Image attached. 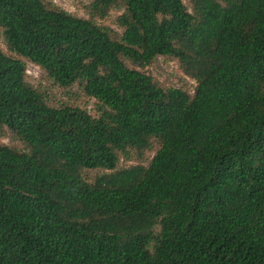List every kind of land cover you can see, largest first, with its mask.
<instances>
[{
	"label": "trees",
	"instance_id": "obj_1",
	"mask_svg": "<svg viewBox=\"0 0 264 264\" xmlns=\"http://www.w3.org/2000/svg\"><path fill=\"white\" fill-rule=\"evenodd\" d=\"M86 8L0 0V136L26 148L0 143V264H264V0ZM115 8L121 34L95 23ZM159 57L193 93L146 73ZM26 60L97 115L51 106Z\"/></svg>",
	"mask_w": 264,
	"mask_h": 264
},
{
	"label": "rangeland",
	"instance_id": "obj_2",
	"mask_svg": "<svg viewBox=\"0 0 264 264\" xmlns=\"http://www.w3.org/2000/svg\"><path fill=\"white\" fill-rule=\"evenodd\" d=\"M93 0H49V2L59 9L65 10L69 14L83 18L90 19V15L87 11V6ZM124 12V9H113L106 19H96L95 23L100 26L109 27L121 34L122 30L118 26V17ZM0 48L7 54H11L4 42L2 34H0ZM27 66V81L30 85L40 89L46 93L48 103L53 107L61 106H79L86 109L91 115H97L95 110V101L87 98L80 88L76 85L72 88L60 87L51 81L47 75L37 65L26 60ZM146 73L150 75L155 81L164 87H175L186 90L190 93L194 92V88L197 85L194 80L185 76L178 64L168 58L159 57L156 62L149 68ZM0 143L8 145L10 147L26 150L24 144L15 139L8 131L0 136ZM158 146H155V151ZM155 151L145 154L140 158L136 153L131 152L129 155L122 156L119 168H126L133 165H137L144 160L145 165L154 156ZM106 173L103 170L88 171V175L94 178L97 175Z\"/></svg>",
	"mask_w": 264,
	"mask_h": 264
}]
</instances>
